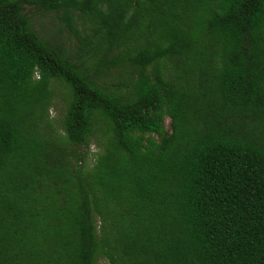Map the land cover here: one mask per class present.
I'll return each instance as SVG.
<instances>
[{"label": "trees", "instance_id": "obj_1", "mask_svg": "<svg viewBox=\"0 0 264 264\" xmlns=\"http://www.w3.org/2000/svg\"><path fill=\"white\" fill-rule=\"evenodd\" d=\"M26 4L74 33L86 17L89 58L42 38ZM99 256L264 264V0H0V264Z\"/></svg>", "mask_w": 264, "mask_h": 264}, {"label": "rangeland", "instance_id": "obj_2", "mask_svg": "<svg viewBox=\"0 0 264 264\" xmlns=\"http://www.w3.org/2000/svg\"><path fill=\"white\" fill-rule=\"evenodd\" d=\"M24 12L29 17L32 26L38 34L53 46L61 48L70 59L78 61L87 60L89 55L84 51L86 46H83L84 39L89 38L90 30L86 29V17L80 15L77 11L73 12L74 26L76 33L70 31L65 23L60 19L59 14L55 12H46L37 9L32 5H24ZM81 47V49H80ZM176 69L184 70L183 66ZM110 85L120 81L125 82L124 71L122 69H110L108 75L102 77ZM198 77L196 80L197 85ZM52 103L49 108V117L54 122L55 127H59V120L62 118L66 108L67 88L61 83L56 82L51 87ZM164 126L168 133L171 132L170 118L164 116ZM93 134L88 139V144L78 147L79 152L84 155L87 163H92L94 153L101 149L96 134H99L98 125H94ZM147 135V133L145 134ZM95 264H108L103 257H98Z\"/></svg>", "mask_w": 264, "mask_h": 264}]
</instances>
